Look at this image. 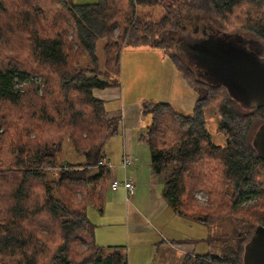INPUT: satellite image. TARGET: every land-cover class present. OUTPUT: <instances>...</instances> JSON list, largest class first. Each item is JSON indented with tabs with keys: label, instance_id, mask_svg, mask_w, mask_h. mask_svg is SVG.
<instances>
[{
	"label": "trees",
	"instance_id": "16d2710c",
	"mask_svg": "<svg viewBox=\"0 0 264 264\" xmlns=\"http://www.w3.org/2000/svg\"><path fill=\"white\" fill-rule=\"evenodd\" d=\"M56 1L55 7L63 10L72 22L73 41H76L78 49L76 60L83 61L86 58L99 71L70 66L66 41L61 33L53 37L36 34L31 41V54L40 65L39 68L43 69L41 66H44L54 74L53 80L59 84L61 96H65L67 103L63 102L65 107L62 112L69 120L61 134L48 131L45 137L40 135V144H35V149L24 146L26 150L15 152L14 160L8 161L0 156V168L4 165L9 168L12 164V167L20 170L8 199L10 202L0 208L3 221L1 228L4 232L0 234V264H38L39 258L35 252L38 241L26 235L28 228L24 222L28 215L25 216L24 212L28 210L26 199L30 194L31 182L39 180V252H46L40 256V264H128L125 247H100L95 243V226L90 223L85 211L87 207H94L102 212L110 171L97 167V163L104 158L105 143L120 131L119 118H108L105 102L95 98L92 91L108 90L118 85L111 77L119 71L121 50L124 48L162 52L165 47L174 48L184 36L197 35L194 29L199 26L202 27L201 33L204 29L207 35L212 33L224 40L241 42L245 50L264 58V13L257 14L251 23L240 25L243 31L230 33L220 27L218 17H213L231 14L243 0H187L182 4L183 9L193 10L195 16H185L184 22L176 27L169 42L165 36L161 42L156 43L158 47L150 42V36H161L153 34L152 28L162 31L166 26L164 21L167 15L160 22L161 28L152 23L144 24L145 36L139 37L137 25H141L142 19L135 10L165 8L168 0H124V7L120 0H98L86 5H76L72 0ZM249 1L256 3L259 8L264 7V0ZM171 20L170 26H176V15ZM115 28L119 31L118 41L128 37L114 56L110 40H113ZM102 41L105 42L102 48L104 55L99 60L96 43ZM175 54L185 59L182 60L188 69L186 74L177 69L174 60L171 61L188 88L196 94L193 110L189 115H182L168 103L143 102L141 113L149 116V123L144 128L141 142L149 149L150 169L158 177V195L167 208L178 218L191 214L197 223L210 226L214 222H211L209 216L212 206L216 208L218 202L227 196L226 187L217 192L215 188H210L215 185L219 168L213 161L223 167L222 179L229 184L234 197L237 196V201L232 204L234 207L248 203L252 197L256 200L259 198L260 191L255 177L259 166H264V160L257 155L247 137L256 117L263 121L261 124L264 123V105L251 109L248 114L239 113L222 84L212 86L196 75L187 58L180 53ZM27 76H30L29 71L17 62L0 65V103L18 104L21 97L13 89V81L17 77L23 79ZM217 87L223 88L228 97L223 100L217 112L221 118L219 131L225 136L223 146L210 140L203 114L210 99L203 88L211 90ZM70 96L78 99L68 101ZM79 99L81 104L76 102ZM66 142L74 151L72 156L80 159L77 163L74 157L70 160L60 159ZM195 190L207 193L205 209L198 206L192 197ZM76 195L81 196L80 199ZM247 220L255 219L248 217ZM259 226L264 227H254L250 236V233L244 232L246 238L242 249L240 247L241 257L246 242ZM173 244L177 245L176 242ZM182 260L181 264H243L242 258L229 260L209 253L186 255Z\"/></svg>",
	"mask_w": 264,
	"mask_h": 264
},
{
	"label": "rangeland",
	"instance_id": "374dc122",
	"mask_svg": "<svg viewBox=\"0 0 264 264\" xmlns=\"http://www.w3.org/2000/svg\"><path fill=\"white\" fill-rule=\"evenodd\" d=\"M97 1L98 0H72L76 5L93 4ZM120 1H122L121 4H123L124 7L125 1ZM184 1L187 0H168V6L165 8H144V10L136 8L135 11L139 14L136 15L142 19L141 25H137L139 28V37L145 36L144 30L146 27L144 24L152 23L156 24L158 28H161L160 22L163 20L164 16L167 15V19L164 21L166 26L162 31L157 28H152L153 34L160 35L161 37L158 38L152 35L150 36V42L158 46L156 43L161 42L165 36V39L169 42L170 36L175 34L176 27L184 22L185 16H195L196 14L193 10L183 9ZM55 6H57L56 0H0V65H6L14 61L22 65L23 68L27 69L30 73V76L26 78L21 79L17 77L13 81V89L18 92L17 94L20 95L21 101L16 105L9 104L8 102H3V104L0 103V156L4 159H8V161L14 160L16 157L15 152L18 150H26L24 146H30L35 149L34 145L37 143L40 144V135L45 137L48 131H50V133L57 131V135L61 134V132L65 130L66 121L69 120L62 112V109L65 107L63 102H67L64 100L65 96H61L60 92H62V90L59 88V84L53 80L54 74L44 66H41L43 69L39 68L40 65L36 62L34 55L31 54V41L36 34L43 33L53 37L61 33L66 41L65 49L68 51L67 57L70 60V66L74 68L77 67V69L99 71L94 65L92 66L86 58H84L83 61L76 60L78 56L76 52L78 49H76V41H73L74 30L71 26L72 22L63 10ZM260 13H264L263 6L259 8L256 6V3L252 4L249 0H243L236 6L231 14H225L224 16L217 15L213 18L218 17L217 21H219L220 27L224 30L235 33L243 31L240 30V25H243V23H251L253 18ZM173 15H176V26L175 24L173 26L175 28L170 26L172 21L171 17ZM168 30L170 31L169 33H167ZM195 31L199 36L193 34L191 37H202V35H200L202 32L201 26L196 27L194 29V32ZM203 32L206 33L207 31L203 29ZM118 36L119 31L115 28L112 37L113 40H110V48L114 51V56L119 53L118 50L121 49V46L124 45L128 37L125 36L123 37V41H118ZM207 36L214 37L215 40L210 41L211 43L216 45L223 44L216 40L217 37H215L214 34L211 33ZM184 38H186V36L182 37V39L175 44L174 48L171 49V46L165 47L162 52L152 49L153 53H147L148 50H145V48L123 49L121 52L119 71L117 75L115 74L111 77L114 78V83L116 81L118 85L108 90L116 94L117 98L114 101L107 102L105 105L108 111L118 110L121 113L124 112L123 110L125 108L126 119L123 117L125 112L122 116H119L120 129L122 128V124H125L126 121L128 123H136L138 121L139 123L135 128L126 131V143L138 150L137 156L132 155V158L135 160L133 165L126 169L128 173L130 168L135 164H144V162H146L149 166L150 163L149 149L145 143L141 142V136L144 133L143 128L149 118V116L142 115L141 113L143 102L168 103L182 115H189L193 110H180L176 102H174L177 97L184 99L186 91L189 95L193 93V91L191 92L188 89L185 91L180 82L176 84L173 83L172 85L170 79L167 80L166 78L169 75L168 68L171 69L172 67L170 62L171 59L174 60L173 62H175L180 72L187 73L188 69L182 60L184 58L181 59L175 54L180 53L185 57L184 49L181 46ZM104 44V41L96 43V55L99 60H102V56L104 55L102 53ZM223 45L224 47H229L231 44L224 43ZM70 51H72V55H70ZM159 53L162 55L160 56ZM161 57H163V59ZM98 62L100 64L103 63V61ZM191 64L196 75L204 78L207 82H211L212 84L220 82L225 85L232 99H234L235 107L239 113H249L250 108L247 105H249L250 99L240 86L238 87L231 82L214 65L204 63L195 56L194 58L191 57ZM203 90L205 94H208L210 97V99H208L209 104L204 108L203 112L206 130L212 142L216 145L223 146L225 145V136L219 131L221 118L217 112L219 107L223 104V100L228 98L227 94L221 87L212 88L211 90L203 88ZM95 92L96 95L101 94V92ZM76 99L78 98L70 96L68 101H75ZM76 102L81 104V99ZM135 106H137L139 110L135 109ZM134 109L136 110L135 113L133 111ZM262 122L263 121L258 119V117L252 122L247 137L249 138L250 144ZM122 144V134L111 137L108 142L105 143L106 153L109 155L111 154L113 159L116 160L121 151ZM73 152L72 147L66 142L63 145V153L60 159H72V157H74L72 156ZM74 159L76 163L80 160L76 157H74ZM213 162L215 166L218 165L219 168L216 172L215 185L210 188H215L217 192L226 187L225 192L227 195L218 202L216 208L212 206V212L209 216L211 217V222L214 221L213 224L208 226L199 222L197 223L193 219L194 216H191V214H185V217L178 218L166 210V206L165 208H163V206V210L159 209L158 212L162 214L161 218L163 220L161 224L164 231H161L159 224L154 221L153 223H155V225L153 226L159 233L161 232L164 238L168 240H179V242H176L177 245L172 243V246L181 247L180 250L182 252L190 253L188 255H205L209 253L221 255L229 260L236 259V257L243 259V257H241V249L243 243H245L243 241L246 238L244 232L250 233V236L252 233L251 229L258 225H264V166H259L256 173L257 176L255 177L259 187L258 191H260L259 198L256 200L252 197L248 203L234 207L232 204L237 201V196L234 197V193L231 192V187L222 179L223 167L220 166L217 161ZM120 170L124 172L122 168ZM18 172H20V170L12 167V164H10L9 168H6L5 165L0 168V208H3L10 202L8 199L11 197L14 189L13 186L18 179ZM39 185L40 180L31 182L30 194L28 199H26L28 210L27 212L25 210L26 213L24 212L25 216L26 214L28 215L24 222L25 226L28 228L26 235L31 240L38 241L37 247H35V252L39 258L38 264H40L41 261L40 256L46 254L45 251L39 252V198L41 191ZM119 189L121 190L122 188ZM121 191H123V189ZM109 192H111V190L108 184V190H106L104 196L105 202L103 209L108 202L106 196ZM76 197L80 199L79 197L81 196L76 195ZM192 197L195 199L198 206L204 207L205 209L208 203L207 193L203 190H195ZM132 201V197H130V203L126 204L124 196L125 208L131 207ZM108 209L110 208L107 207L105 209L106 211H103V213L99 212L94 207H87L85 210L90 223L95 226L94 236L97 235L95 243L98 246H112L116 243H121L124 245L125 249H127L128 256L134 257L136 252L141 251L147 255H152L153 258L158 253L160 256L156 259V263L166 264L168 260V264H177L173 256L170 257L168 255L164 258L161 257L164 255L163 251H165V249L169 251L168 248H160L158 251L152 248V242L158 241L159 239L158 234H156L157 232L153 230L152 226H150L149 229H144L142 227L141 230L137 232H128L126 229L124 230L121 225V220L115 217L119 215L121 211H115L113 210L114 208H112L111 210L113 211L110 212ZM164 209L167 211V215H165ZM168 215L172 218L169 219ZM248 217H253L255 220L248 221ZM150 219L151 221L153 220L152 216ZM2 223L3 221L1 220L0 214V234H4L1 228ZM49 227L51 229L53 228L52 225ZM109 232L114 233V235L108 234ZM106 235L113 236V240L104 243L103 236ZM165 244L169 245L170 243L165 241ZM185 256L186 255L180 258V261H183L182 259Z\"/></svg>",
	"mask_w": 264,
	"mask_h": 264
},
{
	"label": "crops",
	"instance_id": "0c3cea01",
	"mask_svg": "<svg viewBox=\"0 0 264 264\" xmlns=\"http://www.w3.org/2000/svg\"><path fill=\"white\" fill-rule=\"evenodd\" d=\"M124 49H135V48H124ZM148 50L147 53H153L151 49H146ZM122 51V50H121ZM160 56L162 55L161 53H159ZM163 59V57H161ZM172 64L171 69L168 68L169 71V75L167 78L170 79V83L172 82L176 84L179 83L181 84V86L185 89V91L188 89L192 92V90L190 88H188L189 86L187 85V83L183 80V78L179 75V72L177 71L176 67L174 66L173 62L170 61ZM153 64V63H152ZM176 82H175V81ZM112 88H108V90H111ZM107 89L104 90H94L93 95L95 96V98L102 100L105 102V104L107 102H111L116 100L117 96L116 94L112 93V91H108ZM101 92L100 95H96V92ZM194 93V92H193ZM190 93V95L187 93L186 91V96L184 99L177 97L176 100H174V102H176V105L179 107L180 110L183 109H193L194 107V103L196 100V94L194 93ZM190 99V100H189ZM189 100V101H188ZM104 104V105H105ZM106 108V105H105ZM135 109L139 110V108L137 106H135ZM133 110L134 113L136 112V110ZM106 111L108 112V118L109 117H116L120 119V115L122 116V114L125 112V108H124V112L121 113L118 110H110L108 111L106 108ZM126 112L124 113L123 117H125ZM126 119V117H125ZM149 123V118H148V122H146L145 127L148 125ZM138 121L136 123H128L126 121L125 124H122V128L120 129V132L118 135L122 134L123 137V144H122V148L121 151L119 152L117 159L114 160L112 155L106 153L105 150V146H104V150H103V157L112 165V169L109 170L110 171V179L109 181H111L112 179H115L116 181H121L124 178V172H122L120 169V165L121 161H122V156L127 155V156H131L132 155H136L138 153V150L134 149L131 147L130 144L126 143V131L129 129H133L138 125ZM143 128V129H144ZM117 135V136H118ZM116 137V136H115ZM142 137V136H141ZM140 140V139H139ZM141 141V140H140ZM136 150V152H135ZM150 155V154H149ZM135 160V159H134ZM134 163V162H133ZM128 169V168H127ZM128 172L126 171V174ZM129 177H131L133 179V183L135 185V189L134 192L132 193V195L129 196V202L126 204L130 203V197H132V206L125 208V202H124V190L121 191L120 189H117L115 192H109L107 194V203L105 208L102 210L106 211L105 209L107 207H109L110 209H108L110 212H112L113 210L115 211H121L119 215L115 216L117 218H119L121 220V225L123 226L124 230L126 229L128 232L132 231V232H137L139 230H141V228L143 227L144 229H149L150 226H152L153 230L156 231L158 234V241H153L151 246L152 248H155L157 251L160 248H168L169 251H167L165 249L164 255L161 256L162 258H164L165 256H170V257H174L175 260L177 261V264H181L182 261H180L184 255H188L190 253L187 252H182L180 250L181 247L176 246L173 247L172 243L173 242H179V240H168L167 238H164V236L161 234V232L159 233L157 231L156 228H154L153 225H155V223L159 224L161 231H164V229L162 228V224L161 221L163 220L161 218L162 214L158 212L159 209L165 208L166 206V210H168L171 214L172 211L168 208L167 209V205L166 203H164V201L160 198L159 194V182H158V177H156L152 170L150 169V163L149 166L146 164V162H144V164H135L132 168H130L129 173L127 174ZM124 202V203H123ZM164 206V207H163ZM123 207V208H122ZM163 207V208H162ZM112 208H114L113 210H111ZM122 208V209H121ZM164 209V213L165 215H167V211ZM174 215V214H173ZM152 216V221L150 219V217ZM169 217V215H168ZM172 217H169V219H171ZM153 221L155 223H153ZM147 222V223H146ZM156 227V226H155ZM108 234L110 235H114V233L109 232ZM110 235H106L103 236V241L105 242H109L113 240V236ZM97 235H95L94 237L96 238ZM108 239V241H107ZM160 240V241H159ZM165 241H168L170 244L166 245ZM103 245V244H101ZM118 246H123V244H114V245H107V246H101V247H118ZM162 246V247H161ZM126 253H127V249H126ZM193 254V253H192ZM160 255H158V253L152 258V255H147L141 251H138L135 253L134 257L132 256H128L127 253V261L128 264H158L156 263V259L159 258ZM168 262V260H167ZM166 262V264H168Z\"/></svg>",
	"mask_w": 264,
	"mask_h": 264
},
{
	"label": "water",
	"instance_id": "95a60500",
	"mask_svg": "<svg viewBox=\"0 0 264 264\" xmlns=\"http://www.w3.org/2000/svg\"><path fill=\"white\" fill-rule=\"evenodd\" d=\"M205 34L207 33L203 32L202 37L205 36L207 41H194L195 45L189 46L187 44L183 48L187 61L191 63V57L194 58L195 56L198 60L218 68L224 76L236 86H240L248 95L250 99V103L247 105L249 110L264 105V58L245 50L241 46V42L237 43L217 37V41L231 45L224 47L223 44H213L210 41L215 40L214 37ZM192 52L198 55H194ZM208 83L212 84L211 82ZM222 85L225 87L224 84ZM226 90L231 97L227 88ZM252 146L257 155L264 160V123L257 129L252 140ZM242 257L243 264H264V227L259 226L254 230L250 240L246 242Z\"/></svg>",
	"mask_w": 264,
	"mask_h": 264
},
{
	"label": "built area",
	"instance_id": "2783aa9c",
	"mask_svg": "<svg viewBox=\"0 0 264 264\" xmlns=\"http://www.w3.org/2000/svg\"><path fill=\"white\" fill-rule=\"evenodd\" d=\"M122 161H121V168L124 171V178L122 182H118L115 179H112L111 181H109V187L111 192L116 191L119 188H122L124 190V196H125V201L126 203L129 202V196L132 195V193L134 192L135 189V185H134V181L131 177H129L126 174V169L129 168L130 166L133 165L134 159L131 156H127L124 155L122 156ZM97 167L100 168H106L108 170L112 169V165L105 159L102 158L98 163H97Z\"/></svg>",
	"mask_w": 264,
	"mask_h": 264
},
{
	"label": "flooded vegetation",
	"instance_id": "af4514ba",
	"mask_svg": "<svg viewBox=\"0 0 264 264\" xmlns=\"http://www.w3.org/2000/svg\"><path fill=\"white\" fill-rule=\"evenodd\" d=\"M204 35V34H203ZM208 39L205 37V36H203V37H186V38H184V41H183V43H182V47L183 48H185V46H187V44L190 46V45H195L196 43L194 42V41H196V42H200V41H207ZM192 54H194V55H198L197 53H193L192 52Z\"/></svg>",
	"mask_w": 264,
	"mask_h": 264
}]
</instances>
